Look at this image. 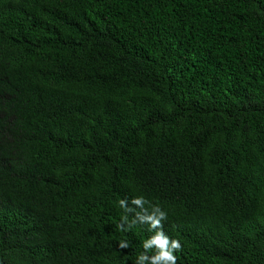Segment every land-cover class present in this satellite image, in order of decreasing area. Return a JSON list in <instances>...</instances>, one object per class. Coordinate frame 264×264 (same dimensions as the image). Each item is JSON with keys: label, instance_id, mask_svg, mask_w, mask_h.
<instances>
[{"label": "trees", "instance_id": "obj_1", "mask_svg": "<svg viewBox=\"0 0 264 264\" xmlns=\"http://www.w3.org/2000/svg\"><path fill=\"white\" fill-rule=\"evenodd\" d=\"M141 196L264 264V0H0V264H141Z\"/></svg>", "mask_w": 264, "mask_h": 264}, {"label": "clouds", "instance_id": "obj_2", "mask_svg": "<svg viewBox=\"0 0 264 264\" xmlns=\"http://www.w3.org/2000/svg\"><path fill=\"white\" fill-rule=\"evenodd\" d=\"M148 201L144 197H135L132 199L131 204L140 211L135 212L134 219L129 222L128 216L122 217V223L119 225L120 229L123 231L124 225L128 224L131 228L136 223H147L150 225V231L154 232V235L150 236L143 243L144 253L152 251L155 249L154 254L149 257L148 255L142 253L139 255V260L141 264L144 261H149L150 264H177L178 257L175 253L182 250V244L178 239H171L164 231L162 221L167 219V212L161 209L159 206H153L151 212L145 208V204ZM121 208L125 209L126 212H133L135 209L128 207L127 200L119 201ZM129 247L127 243H121L120 248L124 249Z\"/></svg>", "mask_w": 264, "mask_h": 264}]
</instances>
